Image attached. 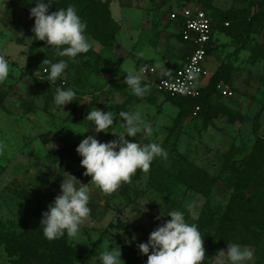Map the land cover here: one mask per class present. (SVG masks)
Returning a JSON list of instances; mask_svg holds the SVG:
<instances>
[{
    "label": "rangeland",
    "instance_id": "obj_1",
    "mask_svg": "<svg viewBox=\"0 0 264 264\" xmlns=\"http://www.w3.org/2000/svg\"><path fill=\"white\" fill-rule=\"evenodd\" d=\"M92 1L99 4L88 5L99 9L98 19L105 14L110 17L108 28L114 40L102 45L93 31L87 33L94 42L89 55L96 59L87 56L84 63L78 56L60 57L68 68L52 83L45 80L49 65L40 64L35 77L26 72L30 52H38L40 43H45L35 40L31 31L34 18L29 12L35 0H0V55L10 64L8 78L0 83V237L4 238H0V264L19 263L21 253L44 237L43 231L28 228L29 221H41L48 204L60 194L65 172L88 184L91 209L81 225V239L63 237L71 252L68 264H100L97 257L111 240L121 249L125 264H146L147 256L138 245L170 219L166 215L171 210L184 212L190 224L202 219L210 222L208 232H202V264H209L208 241L233 191L231 173L246 168L244 160L254 141L264 138V3ZM62 2L66 7L74 5L79 15L84 10L81 0H50L51 5ZM184 7H197L217 17L214 47L204 62L208 72L216 75L215 94L197 113L189 105L168 100L153 84V76L143 72L150 66L176 67L184 61L190 47L169 20L173 10ZM88 15L85 11L84 21L90 26L94 19ZM222 21L228 22L227 28H220ZM246 23H252L250 33L243 28ZM129 61L149 87L144 97L133 95L124 83ZM57 87L74 89V101L63 108L55 105ZM94 108L116 113L115 124L95 133L94 124L85 119ZM135 110L142 112L153 132L126 139L158 143L168 158L157 157L148 172L137 170L130 182L104 193L83 175L82 158L75 149L88 135L101 142L115 139L122 131L118 113ZM160 214L165 216L157 220ZM247 231L261 237L253 245H240L253 250L255 264H264V226H248ZM59 240L47 239V243L56 248L54 242ZM45 251L40 248V260L33 264H51L50 258H42ZM215 257L210 264H216Z\"/></svg>",
    "mask_w": 264,
    "mask_h": 264
},
{
    "label": "clouds",
    "instance_id": "obj_2",
    "mask_svg": "<svg viewBox=\"0 0 264 264\" xmlns=\"http://www.w3.org/2000/svg\"><path fill=\"white\" fill-rule=\"evenodd\" d=\"M34 3L35 7L30 9L29 16L34 18L31 31L35 40L45 42L47 48L54 47L55 55L59 57L75 59L90 51L94 42L88 38L87 22L74 5L49 12L52 6L50 0H35ZM42 62L49 65L45 69V80L52 83L68 68V62L64 59L57 62L44 59ZM126 71L124 83L128 89L136 97H144L149 87L142 84L141 74H138L133 61H129ZM9 72V61L0 55V83L8 78ZM75 96L74 89L57 87L54 104L63 108L73 102ZM116 115L113 111L104 112L94 108L85 119L92 122L95 133H99L115 124ZM118 115L122 131L114 135L115 139L101 142L95 135H88L75 149L82 158L80 166L85 169L83 175L91 177V182L98 189L109 194L115 192L122 183L130 182L137 170L148 172L157 157L164 160L168 158V152L158 143L141 144L126 139L137 137L140 133L152 135V125L141 111H120ZM65 174L67 178L62 179L60 194L48 204L40 221L43 236L49 241L65 236L81 239V225L91 213L88 184H82L67 172ZM187 207L191 208V205ZM163 216L160 214L156 219ZM166 217L170 219L158 225L147 241L138 245L139 252L147 256L146 264H202L205 249L198 225L188 223L184 212L180 210H171ZM121 255V249L111 240L105 244L97 259L100 264H125ZM215 260L216 264H255V254L248 246L228 243L226 249L217 252Z\"/></svg>",
    "mask_w": 264,
    "mask_h": 264
},
{
    "label": "trees",
    "instance_id": "obj_3",
    "mask_svg": "<svg viewBox=\"0 0 264 264\" xmlns=\"http://www.w3.org/2000/svg\"><path fill=\"white\" fill-rule=\"evenodd\" d=\"M81 2L84 5V10L80 13L82 19L84 20L86 18L85 11L89 13V18L94 19L93 25L87 26L86 34L93 31L95 33V40L102 45L109 44L112 40H114L112 30L108 28V25L110 24V17L108 14H105V16H101L100 19H98L100 15L99 9L94 6H88L91 3L95 6L99 5L96 1L81 0ZM262 2L264 3V0H262ZM59 8H66L65 2H62V4L54 3L49 12H53ZM205 12L210 17L213 25V35L210 43L208 44L207 50V54H209L215 43L214 33L217 32V25L215 23L217 17L213 18L207 11ZM227 19L231 20L230 17H227ZM177 23L181 25V20H178ZM224 23L228 22L222 21L220 23V28L228 27L229 24L224 26ZM251 25L252 23H246V27L243 26L246 33L251 32ZM178 36L181 38L180 34ZM89 54L93 53L89 51L86 54L78 55V58L84 63L87 60V56L95 58ZM44 59H53L54 62H57L60 60V57L55 55L54 47L47 48L45 43H40L38 52H30L29 54V61L26 68L27 75L35 77L38 73H40V64H44L42 62ZM185 62L184 58V63ZM216 80V75L212 74L209 76L206 80L205 86L201 89L200 96L198 98H175L168 95H166V97L168 100L173 102L189 105L192 110L195 106H199L201 111L203 105H208L207 103L209 102L211 94H215L214 89ZM244 162L246 168L236 170V172L231 173L233 174V191L223 214L220 216L218 229L209 237L207 258L210 260V263L213 261L219 250L226 249L228 243L253 245L255 244V241L259 240L261 237L252 231H247V229L248 226L257 228L264 226V138H257L254 141L251 153L245 158ZM249 188H252L253 190L249 191ZM196 225H198L201 234L202 232H208L210 228V222H205L203 219L199 220ZM28 228L42 231V225H40L38 218H30ZM245 228L246 235H242ZM0 238L2 240L4 239L2 237ZM47 242L48 241L45 237H38L37 240H34L32 243L33 245L29 247L27 251L25 250V253H21L20 261L16 264H33L35 261H39L40 248L42 247L46 250V253H44L42 258H50L51 264H68L71 252L68 250L64 239L61 238L59 241L54 242V246L56 248L50 246L51 244ZM44 264L46 263L44 262Z\"/></svg>",
    "mask_w": 264,
    "mask_h": 264
},
{
    "label": "built area",
    "instance_id": "obj_4",
    "mask_svg": "<svg viewBox=\"0 0 264 264\" xmlns=\"http://www.w3.org/2000/svg\"><path fill=\"white\" fill-rule=\"evenodd\" d=\"M169 20H181L179 34L182 41L190 45L186 62L174 71L148 67L145 74L153 76L156 88L170 97H183L195 99L200 96L210 73L204 67L208 57L207 50L213 35V25L210 17L203 9L197 7H184L173 10ZM228 23H224L227 26ZM227 92V89L224 93ZM230 96L231 93H228ZM200 110L194 107V113Z\"/></svg>",
    "mask_w": 264,
    "mask_h": 264
},
{
    "label": "crops",
    "instance_id": "obj_5",
    "mask_svg": "<svg viewBox=\"0 0 264 264\" xmlns=\"http://www.w3.org/2000/svg\"><path fill=\"white\" fill-rule=\"evenodd\" d=\"M5 1V0H4ZM6 1H10V0H6ZM174 24H176L177 25V27H178V29L180 28V25L176 22H173ZM178 32H179V30H178ZM187 46H189L190 47V45L189 44H187V43H185ZM186 58H187V56L185 57V61H186ZM184 64V61L179 65V66H176V67H165L164 65H157V66H153L154 68H156V69H158V70H160V69H166V70H170V71H174L175 69H177L178 67H181L182 65ZM152 67V66H151Z\"/></svg>",
    "mask_w": 264,
    "mask_h": 264
}]
</instances>
